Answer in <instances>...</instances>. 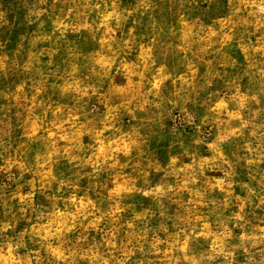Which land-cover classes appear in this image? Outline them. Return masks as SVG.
<instances>
[{"label": "clouds", "instance_id": "9594fccd", "mask_svg": "<svg viewBox=\"0 0 264 264\" xmlns=\"http://www.w3.org/2000/svg\"><path fill=\"white\" fill-rule=\"evenodd\" d=\"M25 19L0 43V172L30 174L0 195V264H264V0Z\"/></svg>", "mask_w": 264, "mask_h": 264}, {"label": "rangeland", "instance_id": "374dc122", "mask_svg": "<svg viewBox=\"0 0 264 264\" xmlns=\"http://www.w3.org/2000/svg\"><path fill=\"white\" fill-rule=\"evenodd\" d=\"M33 0H0V43H3L5 39L9 42L4 45L5 50H9L15 46V43L19 41L21 35L27 36L35 27V25L26 24V9L31 6ZM158 7L167 8V4H159ZM164 13H162L163 15ZM31 19V17H28ZM7 21V23H3ZM47 28V25H46ZM119 35V33H117ZM69 40H75L71 34L67 37ZM77 44H82L81 40H76ZM46 59V57H42ZM66 167V165H65ZM239 171V169H238ZM17 170L13 168L9 173L0 172V195L7 198L9 194L16 190L17 184L23 185L20 189L21 192H27L28 186L24 184V181L30 178V174L26 173L20 181H16ZM209 174V173H206ZM211 175L219 176V172ZM11 176V179L9 177ZM235 191L239 192L237 188ZM242 194V193H241ZM34 203L46 205L48 201L44 199V196L39 192L33 197ZM13 204L15 201L12 202ZM28 215V213H26ZM24 222L21 221L20 226H23ZM241 257L238 255L237 259Z\"/></svg>", "mask_w": 264, "mask_h": 264}]
</instances>
